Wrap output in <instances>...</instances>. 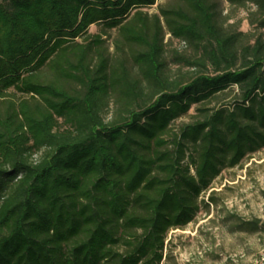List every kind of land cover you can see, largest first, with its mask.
Returning a JSON list of instances; mask_svg holds the SVG:
<instances>
[{
  "label": "trees",
  "instance_id": "16d2710c",
  "mask_svg": "<svg viewBox=\"0 0 264 264\" xmlns=\"http://www.w3.org/2000/svg\"><path fill=\"white\" fill-rule=\"evenodd\" d=\"M225 1L261 32L214 0H0V264H160L200 193L264 149V0ZM165 34L190 53L169 61Z\"/></svg>",
  "mask_w": 264,
  "mask_h": 264
},
{
  "label": "rangeland",
  "instance_id": "374dc122",
  "mask_svg": "<svg viewBox=\"0 0 264 264\" xmlns=\"http://www.w3.org/2000/svg\"><path fill=\"white\" fill-rule=\"evenodd\" d=\"M174 2L156 0V4L145 11L155 14L159 6ZM214 2L217 4L219 21L225 26L248 34L249 39L261 32L249 24L248 14L254 10L252 7L235 8L225 0ZM89 32L98 33L99 27L91 26ZM114 37V32L103 35L111 51ZM164 43L167 44L169 61L172 50L190 53L169 34H165ZM170 67L174 72L179 65L170 64ZM15 96L13 99L20 97L18 94ZM239 98V92L233 87L225 95L207 103L192 105L185 115L171 122L170 131L164 138L169 141L185 125L197 121L201 115L200 109L207 108L208 114H212L223 106L232 107ZM190 154H194L192 150L187 151V155ZM38 156L33 158L37 159ZM190 173L194 174L193 168H190ZM197 204L198 210L190 223L166 233L160 264H256L264 250V149L247 156L233 168H223L209 187L200 193Z\"/></svg>",
  "mask_w": 264,
  "mask_h": 264
},
{
  "label": "built area",
  "instance_id": "2783aa9c",
  "mask_svg": "<svg viewBox=\"0 0 264 264\" xmlns=\"http://www.w3.org/2000/svg\"><path fill=\"white\" fill-rule=\"evenodd\" d=\"M256 264H264V250L260 253Z\"/></svg>",
  "mask_w": 264,
  "mask_h": 264
}]
</instances>
